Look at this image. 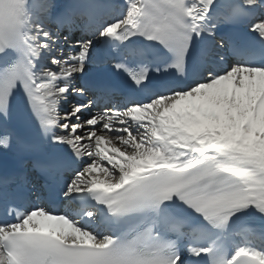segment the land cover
I'll return each mask as SVG.
<instances>
[{
    "label": "snow or ice",
    "instance_id": "snow-or-ice-1",
    "mask_svg": "<svg viewBox=\"0 0 264 264\" xmlns=\"http://www.w3.org/2000/svg\"><path fill=\"white\" fill-rule=\"evenodd\" d=\"M72 7L0 0V264H264V0Z\"/></svg>",
    "mask_w": 264,
    "mask_h": 264
},
{
    "label": "bare ground",
    "instance_id": "bare-ground-1",
    "mask_svg": "<svg viewBox=\"0 0 264 264\" xmlns=\"http://www.w3.org/2000/svg\"><path fill=\"white\" fill-rule=\"evenodd\" d=\"M61 1H62V0H56V2H57L58 4H60L59 2H61ZM224 1H225V0H218V2H219V3H222V4H223ZM225 9H226V7L222 8V10H225ZM77 34H79V32H78ZM92 67H93V65H92ZM92 67H91V68H92ZM91 68H90V69H91ZM74 103H75V101L73 100L72 103H70L69 105H67V107L70 108V107L72 106V104H74ZM109 147H111V145H109ZM97 176H98V178H102L100 173H97ZM61 207H62V206H61ZM61 207H60L59 209H61ZM59 209H57V210H59Z\"/></svg>",
    "mask_w": 264,
    "mask_h": 264
}]
</instances>
